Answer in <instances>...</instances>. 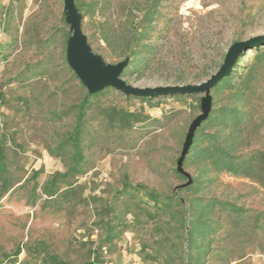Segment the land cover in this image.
Here are the masks:
<instances>
[{"label": "rangeland", "instance_id": "rangeland-1", "mask_svg": "<svg viewBox=\"0 0 264 264\" xmlns=\"http://www.w3.org/2000/svg\"><path fill=\"white\" fill-rule=\"evenodd\" d=\"M75 3L94 52L108 63L123 60L100 32L130 28L128 17L138 20L148 0ZM64 7L65 0H0V142L13 181L0 196V264H46V254L66 264H166L170 242L160 228L169 217L151 218L156 207L126 185L143 184L166 201L185 194L177 190L188 180L177 176V161L202 94L143 101L107 88L90 98L73 138L88 89L67 61ZM153 27L154 53L122 77L139 87L200 83L234 43L264 35V0H164ZM254 61L253 49L240 59ZM256 70L241 102L243 151L261 159L252 176L221 173L205 190L240 211L217 209L203 264H264V63ZM212 94L214 107L229 101L228 87Z\"/></svg>", "mask_w": 264, "mask_h": 264}, {"label": "trees", "instance_id": "trees-1", "mask_svg": "<svg viewBox=\"0 0 264 264\" xmlns=\"http://www.w3.org/2000/svg\"><path fill=\"white\" fill-rule=\"evenodd\" d=\"M164 0H148L146 9L142 16L136 20V15L128 17L131 27L123 29L103 28L100 37L109 47L116 50L119 57H130L129 65L124 74L139 70L146 65L150 56L154 53L155 46L149 42L150 34L153 31V22L158 15L159 7ZM77 6V4H76ZM254 50L255 61L249 65H242L240 59ZM243 52L238 58V62L232 73L226 76L212 91H218L222 87L229 88L228 102L225 105L214 107L210 116L197 129L190 151L184 161L186 167L193 168L196 175L191 174V182L186 184L189 178L176 168L179 178L187 177L188 180L177 190L185 191V194H174L166 201L157 192L149 190L143 184L131 185L132 188L142 194L140 201L145 202L150 207H156L153 212L148 211L151 218L161 219L168 216L167 228H160L161 235L168 238L171 252L166 253L163 258L166 264H176L178 260L185 259L186 264H203L205 257L209 253L212 245V235L215 233L214 214L217 209L240 211L233 202L218 199L216 196H208L205 190L210 188L221 173H233L235 175L252 176L257 162L261 159L259 153H245L246 146L245 121L247 111L245 104L248 94L252 91L251 85L256 76V67L264 63V44L260 43L252 46ZM242 71L238 73V69ZM107 89V88H106ZM105 90V89H104ZM103 93V90L91 94L86 93L80 103L78 123L73 138H78L82 128V119L87 108L91 106L90 98ZM186 95H175L172 97L182 98ZM136 97V96H129ZM139 98L149 101V98ZM213 98V94H212ZM125 113L124 121L128 123L129 117ZM77 153L73 158L78 159ZM72 169L77 167L72 165ZM38 171L34 173L37 177ZM13 185L6 162V150L0 142V196L6 193ZM50 193L51 189H45ZM112 228V227H111ZM173 235V237H170ZM46 264H66L56 254L44 255Z\"/></svg>", "mask_w": 264, "mask_h": 264}, {"label": "water", "instance_id": "water-1", "mask_svg": "<svg viewBox=\"0 0 264 264\" xmlns=\"http://www.w3.org/2000/svg\"><path fill=\"white\" fill-rule=\"evenodd\" d=\"M66 21L70 25L71 35L67 42V61L89 93L95 94L106 88H114L127 96L156 99L175 95L202 94L201 112L191 122L177 161V169L186 175L190 183L191 174L184 169V161L190 151L197 129L208 119L213 109L212 90L228 75L238 62L243 52L253 45L264 44V35L252 36L250 39L238 40L227 51L224 63L209 79L200 83L168 84L139 87L128 83L123 73L129 65L130 57L117 63H108L98 53L94 52L83 31V15L76 6L75 0H65Z\"/></svg>", "mask_w": 264, "mask_h": 264}]
</instances>
